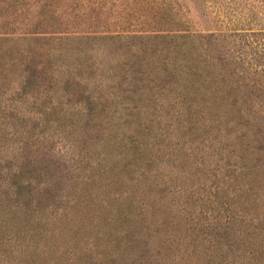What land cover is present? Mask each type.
<instances>
[{
  "label": "rangeland",
  "instance_id": "obj_1",
  "mask_svg": "<svg viewBox=\"0 0 264 264\" xmlns=\"http://www.w3.org/2000/svg\"><path fill=\"white\" fill-rule=\"evenodd\" d=\"M0 1V31H33L44 16L54 31L14 41L18 60L29 71L21 67L10 78L0 75V202L5 209L21 193L19 202L34 210L47 231L59 227L61 248L54 256L64 253V264H264L259 247L264 241L249 247L243 239L223 238L231 235L229 213L209 189L233 168L235 139L245 133L255 156L264 160V2ZM172 24L186 27L178 32L183 38L157 31ZM44 27L38 31H47ZM156 34L166 38L150 37ZM44 48L50 53L41 54ZM60 52L69 55L56 67L49 57ZM186 60H198V68L214 77L213 87L229 95L222 109L238 114L242 126L230 114L228 120L234 121L225 127L226 120L213 118L200 101L187 108L195 98L191 83L198 80ZM46 93L52 106L63 108L57 126L64 128L47 124L41 111L49 105L39 106ZM131 111L139 113V122L125 120ZM131 136L144 144L147 155L160 157L116 175L127 190L114 193L108 174L94 170L106 157L107 166L121 157ZM196 168L201 172L192 181L187 177ZM115 169L107 173L117 174ZM245 190L241 186L239 193ZM256 202L257 220L247 222L252 216H246L244 227L264 222L263 192ZM120 204L133 219L114 229ZM232 209L241 219L237 206ZM5 214L0 212L1 221ZM107 218L111 237L102 228ZM72 225L78 233L69 230ZM9 234L0 238V264H18L15 233ZM46 235L51 242L50 232Z\"/></svg>",
  "mask_w": 264,
  "mask_h": 264
},
{
  "label": "trees",
  "instance_id": "obj_2",
  "mask_svg": "<svg viewBox=\"0 0 264 264\" xmlns=\"http://www.w3.org/2000/svg\"><path fill=\"white\" fill-rule=\"evenodd\" d=\"M264 2V0H261ZM1 3V1H0ZM16 13V11H14ZM162 18L165 21V18L167 17L166 12H161ZM177 22V21H176ZM165 24L164 22H162ZM161 23V24H162ZM14 25V23H11ZM49 21L45 19V16L39 20H37L36 24H34L35 28L34 30H25L24 32L20 33L17 29L13 28L11 30L7 31H0V75L3 79L11 75L13 76L15 73L18 72V70L23 67V72L26 70L29 71V66H24L21 61L18 60V47L14 46V41L30 37L32 39H39V36L42 34L45 35H51L54 31H50L48 27L50 25ZM176 25H179L177 22ZM181 25V24H180ZM39 26H45L42 30L43 33L39 32ZM171 27H168L169 29H162L157 30L158 32H161V34L164 33H171V34H165V35H176L177 37H184V35L178 33L179 31L183 32L186 31V27H181L179 29H175L176 27L172 24ZM184 28V29H183ZM2 29V28H1ZM41 34V35H40ZM44 35V36H45ZM165 35L156 34L153 36L148 35L150 37L159 38V39H165ZM112 38V36L108 35ZM94 36H88L86 39H96L91 38ZM105 38V37H104ZM143 38V37H139ZM41 54L44 53H50V48H44L42 49ZM70 51V50H69ZM71 52V51H70ZM72 53V52H71ZM189 54L188 52L184 51V55L187 56ZM69 54L65 52H60L56 56H47L49 57L50 61L56 64L57 66H63L65 64L64 57H67ZM55 58V61H54ZM22 60V59H20ZM185 57L183 58L182 62H185ZM198 60L194 61H187L186 60V68L189 69H196L197 73H193L197 77L196 83H191L193 88V95L195 98L193 100H188L186 102L187 108L195 109L194 105H199L197 102H202L203 109L207 110L208 113L212 114L213 118L216 117L217 120H219L221 117L224 118L226 121L224 123L225 127H228V124L230 122L228 121H234L236 119L240 126L241 122L239 120L240 116L236 113H231V111H228L226 108L222 109L224 102H226V99H228L229 95L224 93H220L219 87H213L214 86V77L209 74L208 71L204 73L205 71L198 68L197 64ZM199 61V65H200ZM194 63V64H193ZM190 64H193L192 66H188ZM203 65V63H202ZM262 68H264V64L261 65ZM204 69V68H203ZM207 70V69H205ZM33 71L32 73H34ZM59 73H62V69H59ZM35 74V73H34ZM210 77H209V75ZM212 76V78H211ZM211 78V79H210ZM43 100V104L39 106H45L46 104L49 105L48 107H45V109L42 112L44 117H46L47 124H55V127L64 128L61 127V125L57 126L59 124V117H62V110L63 108L58 106H52V103L50 104L52 98L49 97L48 93L44 94L43 97H41ZM49 108V109H48ZM62 108V109H61ZM47 110L49 113H47ZM61 112V113H60ZM40 113V111H39ZM126 117H129L131 119H125V120H133V117H136V122H139V113L134 112H126ZM230 114H233L235 116L234 119L228 120ZM64 118H66L64 116ZM71 119V117H70ZM151 120V118H149ZM228 122V123H227ZM4 123H0V126H2ZM45 129V127H42ZM217 128H219V125H217ZM148 131L150 129V126H148ZM46 130V129H45ZM230 132V131H229ZM118 133V131H117ZM142 135V134H141ZM42 136H44L42 134ZM109 136L113 139H116V132H109ZM111 140V139H110ZM122 141H118L117 143H121ZM125 145L126 149H123L122 154L124 151H126L127 154H132L133 158H130L128 155L119 157L118 159L111 162L110 165H106V163L109 161L108 157L104 158L105 164L98 163L97 169L94 171H97L98 175H107L108 178L111 180L109 184L112 186V192L118 193L127 190L126 183L121 182L116 175H120L123 172H128L129 169H136L137 167L145 166V163H148L146 166L152 165L151 162L160 156L157 154H149L147 155L144 151V144L141 143L136 137L131 136L130 137V143H127ZM106 146L109 148V144L106 143ZM157 145H153L152 147H155ZM252 141L249 140L248 133H245L243 137L239 140V138L235 139L234 149L236 151L235 155V164L233 165L232 169L227 168V171L222 174V176L217 179V182L215 183L214 187H209L211 190L210 193L214 194V197L216 198V201L219 203V205H225L226 212L229 213L228 215V221L230 222V236H223L224 239H231L234 240L235 238L243 239L247 244L246 246H252L255 242V244H258V246L261 244V242L264 241V222H258V224L254 227H244L243 224L246 222L244 219L246 216H252L250 217L247 222H253L254 219L257 220V217L254 216V211L256 208V201L258 200V197L261 195V192L264 193V160H261L260 158H257L255 156V153L252 151ZM118 148H121V145H118ZM124 148V144H123ZM158 149V148H157ZM116 150V149H115ZM159 150V149H158ZM112 152V149L108 150L107 156ZM122 158V159H121ZM141 160V162L138 161ZM139 164V166H137ZM184 164V163H183ZM122 165V166H121ZM181 165V163L179 164ZM120 166V167H119ZM116 168V169H115ZM116 170L117 174H109L107 172H112L109 170ZM105 172V173H101ZM115 172V171H114ZM196 172H201V169L196 168L195 173H192V177H187L190 180L194 181L193 177H195ZM134 181V180H133ZM244 181V182H240ZM147 184V183H146ZM149 186V184H147ZM244 186L246 187V190L243 193H239L240 187ZM201 190L205 189V186H199ZM212 188H214V191H212ZM142 191L141 188L138 189V192ZM241 194V196H239ZM21 193L18 195L17 203L13 207H7L5 209L4 205L0 202V212H6L5 217L1 221L0 219V238L7 239L9 233L14 231L15 237H16V251L17 253V261L18 264H49V259L52 264H64L62 263L64 261V253H62L60 256L55 257V254H58L59 249L61 246L58 244V239L56 236V232H60L59 227H54L50 229V231H47L48 229H45L44 221L40 219H35L34 217V210H32L27 203H20ZM244 195L245 197H243ZM250 195V196H249ZM134 198V196H132ZM243 197V198H242ZM251 198V199H249ZM237 199V200H234ZM93 202V200H92ZM129 203V202H128ZM92 204V203H89ZM174 204V202H173ZM236 204V205H235ZM232 206H237L238 211L241 212L243 215L242 218L238 216L235 209H232ZM37 209V208H36ZM124 210V207L120 204L118 208V217L114 220V229H117L119 224H127L129 221H132V211L128 209V207ZM253 214V215H252ZM121 215H123L125 218L121 219ZM87 216V215H86ZM130 216L132 217L130 219ZM253 219V220H252ZM107 219H104L103 229L105 230V233H107L108 237H111V230L112 227L110 223L107 222ZM43 222V223H42ZM70 231H75V233H78V230L74 227V225L70 226ZM128 231V229L126 230ZM125 231V232H126ZM227 231V230H225ZM50 232V236L48 239H52L51 242H48L45 240L47 238V233ZM261 237V238H260ZM131 238V236H130ZM254 238V239H252ZM255 240V241H254ZM111 241V240H109ZM116 244V249L119 248ZM239 246V245H238ZM118 247V248H117ZM260 248L264 249V244H261L259 246ZM118 251V250H117ZM252 253H255V250L252 249ZM61 257L62 259H60ZM110 264H113V262H110Z\"/></svg>",
  "mask_w": 264,
  "mask_h": 264
}]
</instances>
